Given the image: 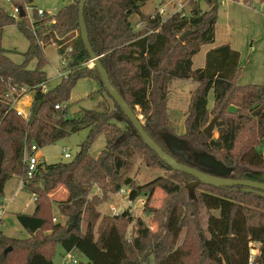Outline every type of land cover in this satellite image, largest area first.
<instances>
[{
  "label": "trees",
  "instance_id": "1",
  "mask_svg": "<svg viewBox=\"0 0 264 264\" xmlns=\"http://www.w3.org/2000/svg\"><path fill=\"white\" fill-rule=\"evenodd\" d=\"M9 1L19 9L32 3ZM203 1L206 10L200 8V0H194L187 17L173 15L164 22L141 10L146 0H86L83 16L92 50L133 111L136 113V106L140 108L145 118L142 126L154 141L167 150L161 131L170 133L165 105L168 84L173 79H191L197 85L190 95L181 137L187 142L188 154L210 153L232 168L228 177L249 179L250 174L264 171V84L237 83L240 54L228 43L209 49L204 66L193 68V56L215 36L219 0ZM78 3L71 0L56 13L44 11L43 16L33 6L32 27L0 4V200L8 180L13 175H25V146L40 148L88 128L71 160L39 164L36 173L25 180L24 189L36 194L35 209L32 214L18 213L16 217L29 235L16 238L0 233V264H54L57 244L74 256L82 255L85 264H146L150 257L154 264H248L249 242L258 245L255 260L263 263V196L244 191L241 186L198 184L189 199H183L179 197V177H188L192 182L195 178L167 167L141 140L113 100L103 110L85 109L79 117L68 116L70 92L80 78L95 79L100 91L108 95L97 69L86 65L90 56L80 39ZM134 15L146 23L144 29L134 30ZM11 24H16L28 40L20 63L8 56L1 43L3 28ZM148 29L155 31L143 35ZM186 30L192 32L180 41L179 36ZM49 41L58 46L61 55L70 46L64 56L72 71L43 93L35 86L47 78L43 45ZM33 60L34 67H29ZM210 91L212 108H208ZM24 94L31 95L28 120L10 107L13 97ZM56 104L64 108L55 109ZM210 114L217 118L215 138L203 133ZM101 133L105 146L92 156L90 145ZM138 149L157 158L171 177L157 176L139 184L124 176L128 159ZM175 158L185 162L181 156ZM123 186L128 189L130 201L142 194L146 197L142 207L145 213L164 215L161 234L152 231L141 216L134 217L129 209L101 215L98 206L106 194L119 192ZM59 187L65 195L53 200ZM157 188L177 199L167 202L164 209H153L150 200ZM51 203L57 204L65 219L63 224L51 223ZM201 209L207 212L205 223ZM212 210L216 214L209 212ZM82 220L86 223L84 231ZM130 224L132 229L126 233ZM8 247L11 250L4 253Z\"/></svg>",
  "mask_w": 264,
  "mask_h": 264
},
{
  "label": "rangeland",
  "instance_id": "2",
  "mask_svg": "<svg viewBox=\"0 0 264 264\" xmlns=\"http://www.w3.org/2000/svg\"><path fill=\"white\" fill-rule=\"evenodd\" d=\"M70 1L71 0H32L31 4L26 6L24 5L23 11L25 12V16L21 18L26 25L31 27L33 6L37 10H43L50 14H54ZM252 2L256 5L255 7L244 2L234 0L229 2L226 1L224 4L219 5L217 20L215 23L214 41L210 44L202 45L200 51L193 56L194 66H197L199 62L204 61L205 51L210 45L213 46L228 42L233 48H236L240 54V75L238 78V84H264V11L261 12L260 10L261 3H264V0H252ZM2 4L12 15H14L11 4ZM157 4L158 0H146L142 9L152 11ZM200 8L203 10L207 9L205 1L200 0ZM16 19L18 20L20 18L17 17ZM135 19H137L136 15L132 16L131 20L134 21ZM69 43L70 42L67 44ZM2 45L7 50L8 56L14 62L20 63L23 60L22 53L28 48V40L16 24H11L4 29ZM43 49L47 58L44 71L46 73V77L51 79L48 85L53 87L59 82V79L56 77V72L60 66L62 55L58 53V46L51 41L45 42ZM34 65L35 60L30 62L29 67H34ZM87 67H92V65L89 63ZM193 82L194 81L191 79H174L170 81L167 87V101L165 105L169 123L168 130L170 133L178 137H182L184 134V119L188 110L190 95L197 85ZM100 89L101 86L99 82L91 77H83L77 80L70 92V99L68 101V116L71 118L79 117L85 109L103 110L105 106L112 105V99L105 91H100ZM28 101H31V95L24 98L22 103L24 104ZM212 104L213 94L210 91L208 93V108L212 107ZM135 111L141 122H143L145 118L144 115L141 114L140 108L136 106ZM214 116V114L209 115L207 124ZM87 133L88 128H83L78 132L72 133L63 139L56 141L53 144L38 148L36 155L40 158V164L44 165L71 160L77 153L79 145L85 139ZM216 136L217 132L214 128L212 137L215 138ZM104 146L105 136L101 133L97 135L90 145V155H98ZM65 150L71 153V158H64L62 156V153ZM156 159L146 150L138 149L136 154L132 158L128 159L124 176L131 177L134 182L139 184L145 183L157 176L171 177L165 166L160 164L158 159ZM20 179V176L13 175L6 182V198L12 195L14 196L9 203L10 206L8 207L4 220L0 223V232L9 237L26 238L29 233L18 222L16 215L18 213H33L35 209V201L33 200L32 193L25 189H20L14 193ZM179 180L182 184V192L179 197L189 199L191 192L190 185L192 184L191 179L180 176ZM123 188L127 189L125 186H123ZM95 193H97V191ZM64 195L65 190L62 187H59L54 191L52 197L53 200H59L63 198ZM99 196H102V194H99ZM127 196L121 192L119 194L107 193L104 200H102L98 206L101 215H111L112 213H120L125 209H129L134 217L141 216L152 231H158V233L161 234L163 232L162 226L164 215L161 212L156 215L152 213H145L142 210L146 201V197L143 194L132 202H130ZM172 199H177V197L168 196L162 190L157 188L150 200V206L153 209H164L167 202ZM209 212L216 214V211L214 210ZM50 213L53 217H57L56 220H52L51 216V223L60 222L63 224L65 222V219L61 216L56 203H51ZM200 213L203 219L202 223H205L207 212L204 209H201ZM131 225L132 224L127 227L126 233L131 231ZM85 226L86 223L82 220V230L85 229ZM255 252L257 253V249H255ZM64 256L65 253L62 247L60 244H57L53 256L55 264H73L72 262H65ZM75 258L79 260V262L81 261L84 264L86 263L85 258L82 255L76 254ZM16 264L20 263L17 262ZM146 264H154L153 257H150Z\"/></svg>",
  "mask_w": 264,
  "mask_h": 264
},
{
  "label": "water",
  "instance_id": "3",
  "mask_svg": "<svg viewBox=\"0 0 264 264\" xmlns=\"http://www.w3.org/2000/svg\"><path fill=\"white\" fill-rule=\"evenodd\" d=\"M85 2L86 0H79L78 3V25L80 39L90 56L89 60L91 61L92 66L97 69L103 87L106 89L110 98L121 108L124 115L129 119L131 125L135 128L141 140L151 150H153L162 161H164L167 167L180 172L188 173L195 178V181H193L190 185L192 192L198 184H210L223 187L241 186L244 191H254L264 197V171L250 174L249 179L230 178L228 175L231 173L232 168L226 166L223 162L216 159L215 156L205 151L193 153L191 164L187 163L189 158H191V155L187 152V142L183 138L163 132L161 136L168 150L167 151L146 133L138 115L129 106L123 95L112 85L109 75L102 65L99 56L96 55L91 48L83 16ZM24 14L25 12L20 8L19 17H23ZM191 32V30L184 31L179 36V40L183 41L185 37ZM216 120L217 118L213 117L211 121L203 128V133L207 138L212 137ZM175 156L183 157L185 162L178 161ZM194 165H197L200 168H197ZM10 250L11 248L8 247L4 249L3 252L6 253ZM87 264H90V262H87Z\"/></svg>",
  "mask_w": 264,
  "mask_h": 264
},
{
  "label": "built area",
  "instance_id": "4",
  "mask_svg": "<svg viewBox=\"0 0 264 264\" xmlns=\"http://www.w3.org/2000/svg\"><path fill=\"white\" fill-rule=\"evenodd\" d=\"M9 1V0H7ZM194 0H158L157 6L154 8V10L150 13L151 17L158 16L160 18L161 22H164L167 18L173 16V15H179L180 17H187L189 13L190 8V2ZM226 1H233V0H219V5L224 4ZM261 3V2H260ZM248 5L256 6L252 1L247 2ZM261 12L264 11V3H261L260 7ZM14 11V17H19L20 9L17 6H13ZM39 16H43V10H37ZM146 26V23L143 20H136L133 23L134 30H142ZM155 31L154 29H148L143 35L152 33ZM91 64V61L89 60L86 65ZM92 65V64H91ZM72 69L68 65L67 58H62L60 62V66L57 69L56 77L61 80L63 78H66L70 73ZM51 79L46 78L44 81L39 83L37 86L43 93L48 92L52 87H50L48 84L50 83ZM25 96H28L26 94L18 97H13L10 103V107L13 108L16 113L21 116L23 119L28 120L30 118V111L29 107L26 103H22V100ZM55 109L64 108V106L60 104H56L54 106ZM38 148L35 145L25 146L23 149V156H22V162L25 165V175L24 177H21L19 187L24 188L25 187V180L30 179L37 171L39 162V157L36 155ZM62 156L64 158H71V153L67 150L63 151ZM126 194L127 196V190L122 188L119 190V192H116V194L119 193ZM33 199L36 200V194H32ZM128 198V196H127ZM132 202V201H130ZM7 212V205L3 203L0 200V221L4 218L5 214ZM117 213V212H115ZM55 220V218H54ZM258 245L254 242H249L250 247V255L248 258V264H264L258 263L255 260V249ZM65 262H72L73 264H78L79 260H77L74 256V254L69 251L65 253L64 256Z\"/></svg>",
  "mask_w": 264,
  "mask_h": 264
},
{
  "label": "crops",
  "instance_id": "5",
  "mask_svg": "<svg viewBox=\"0 0 264 264\" xmlns=\"http://www.w3.org/2000/svg\"><path fill=\"white\" fill-rule=\"evenodd\" d=\"M229 2V1H228ZM239 2V1H238ZM2 3H8V4H11L12 5V3L10 2V1H7V0H0V4L1 5H3ZM3 7H4V5H3ZM12 7H13V5H12ZM5 8V7H4ZM6 9V8H5ZM7 10V9H6ZM141 10L143 11V12H145V13H151L152 11H146V10H143L142 8H141ZM9 11V10H8ZM48 13V12H47ZM50 14V13H49ZM50 15H52V14H50ZM24 16H25V14H24ZM20 18V17H19ZM136 18L138 19V16H136ZM137 19H135V21L137 20ZM9 26V25H8ZM7 27V26H6ZM6 27H4L3 28V32H4V29L6 28ZM30 27V26H29ZM31 27H32V19H31ZM3 32H2V36H3ZM75 37V35H73V36H71V39L72 38H74ZM1 43H2V38H1ZM54 43V42H53ZM224 43H228V42H224ZM224 43H220V44H218V45H213V46H209L208 48H207V50L205 51V55H206V52L209 50V49H211V48H213V47H216V46H219V45H221V44H224ZM229 44V43H228ZM230 45V44H229ZM3 46V45H2ZM202 47V46H201ZM230 47L232 48V49H234V50H237L236 48H233L231 45H230ZM69 50H70V46L69 47H67L64 51V53L66 54L67 52H69ZM59 53V52H58ZM60 54V53H59ZM65 54H62V57H61V59L62 58H65ZM192 61H193V68H198V67H203L204 66V62H205V57H204V61L203 62H199V64L197 65V66H194V60L192 59ZM239 63H240V58H239ZM174 80V79H173ZM183 80H185V79H183ZM193 83H195V82H193ZM237 83H238V80H237ZM28 96H25L24 98H27ZM30 97V96H29ZM27 105H28V107L30 106V104H31V101H28L27 103H26ZM212 106H213V104H212ZM168 108V107H167ZM209 108H212V107H209ZM39 162H40V158H39ZM20 178H21V176H20ZM19 183H20V180H19V182L17 183V186H16V189H15V191H14V193H16L18 190H20V189H24V188H20L19 187ZM5 186H6V184H5ZM5 186H4V196H3V198L1 199V201L3 202V203H5L6 205H7V211H8V207L10 206V201H11V199L13 198V196L14 195H12V196H10V197H8V198H6V195H5ZM8 199V200H7ZM34 200V199H33ZM35 201V200H34ZM34 212V211H33ZM6 214H7V212H6ZM6 214H5V216H6ZM25 214V213H24ZM32 214V213H31ZM4 216V217H5ZM54 218H55V220L57 219V217H53V220H54ZM4 220V218L0 221V223L2 222ZM82 229V228H81ZM82 231H84V230H82ZM1 233V232H0ZM28 237V236H27ZM258 247V246H257ZM63 249V248H62ZM64 251V253H66V251L65 250H63ZM53 260V259H52ZM53 263L55 264V262H54V260H53Z\"/></svg>",
  "mask_w": 264,
  "mask_h": 264
},
{
  "label": "flooded vegetation",
  "instance_id": "6",
  "mask_svg": "<svg viewBox=\"0 0 264 264\" xmlns=\"http://www.w3.org/2000/svg\"><path fill=\"white\" fill-rule=\"evenodd\" d=\"M190 159L192 160V155H191V158H189V160H190Z\"/></svg>",
  "mask_w": 264,
  "mask_h": 264
}]
</instances>
